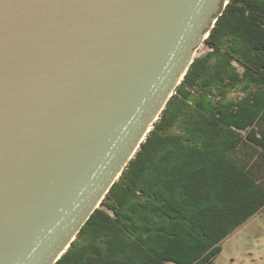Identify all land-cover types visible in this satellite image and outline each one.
Wrapping results in <instances>:
<instances>
[{
    "label": "water",
    "instance_id": "1",
    "mask_svg": "<svg viewBox=\"0 0 264 264\" xmlns=\"http://www.w3.org/2000/svg\"><path fill=\"white\" fill-rule=\"evenodd\" d=\"M228 0H0V264H56Z\"/></svg>",
    "mask_w": 264,
    "mask_h": 264
},
{
    "label": "trees",
    "instance_id": "2",
    "mask_svg": "<svg viewBox=\"0 0 264 264\" xmlns=\"http://www.w3.org/2000/svg\"><path fill=\"white\" fill-rule=\"evenodd\" d=\"M205 42L56 264H214L264 207V0H228Z\"/></svg>",
    "mask_w": 264,
    "mask_h": 264
},
{
    "label": "rangeland",
    "instance_id": "3",
    "mask_svg": "<svg viewBox=\"0 0 264 264\" xmlns=\"http://www.w3.org/2000/svg\"><path fill=\"white\" fill-rule=\"evenodd\" d=\"M208 51L207 46L202 45L196 58ZM239 96L237 91L230 95L234 99ZM221 246L222 252L214 264H264V207L225 238Z\"/></svg>",
    "mask_w": 264,
    "mask_h": 264
},
{
    "label": "crops",
    "instance_id": "4",
    "mask_svg": "<svg viewBox=\"0 0 264 264\" xmlns=\"http://www.w3.org/2000/svg\"><path fill=\"white\" fill-rule=\"evenodd\" d=\"M249 220V219H248ZM243 225V224H242ZM239 228V227H238ZM235 231V230H234Z\"/></svg>",
    "mask_w": 264,
    "mask_h": 264
}]
</instances>
